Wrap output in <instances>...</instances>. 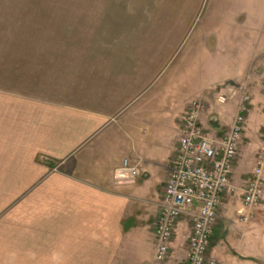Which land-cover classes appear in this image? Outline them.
<instances>
[{
	"label": "crops",
	"instance_id": "crops-1",
	"mask_svg": "<svg viewBox=\"0 0 264 264\" xmlns=\"http://www.w3.org/2000/svg\"><path fill=\"white\" fill-rule=\"evenodd\" d=\"M136 6L119 11H143ZM151 11L163 14L59 27L55 102L38 104L43 114L34 121L27 117L31 98L8 96L9 104L20 100V115L9 109L1 127L0 172L26 171L28 163L34 171L29 183L16 185L10 213L30 227V250L57 251L59 264H152L157 204L189 103L204 102L202 125L215 115L221 130L240 101L236 92L218 104L228 89L244 87L259 107L264 51L255 48L264 0H166ZM251 128L247 117L232 191L208 240L215 264H264V193L256 209L242 211L256 159ZM124 160L139 176L116 187L113 172ZM183 223L171 241V264L187 262L190 228L183 234Z\"/></svg>",
	"mask_w": 264,
	"mask_h": 264
},
{
	"label": "rangeland",
	"instance_id": "rangeland-1",
	"mask_svg": "<svg viewBox=\"0 0 264 264\" xmlns=\"http://www.w3.org/2000/svg\"><path fill=\"white\" fill-rule=\"evenodd\" d=\"M163 3H166V0H0V132L9 117V109L12 116L20 115V108L16 106L20 100L15 98L10 100L9 104L8 96L26 95L31 98V103L28 102L33 107L27 109V117L33 116V121L34 117L43 114L38 104L55 102L59 27H74L75 21L86 19H130L134 18L135 14H138L136 19H153L155 15L163 14L151 11L153 4ZM129 5H139L136 8L143 11H119L121 7L126 9ZM86 9L92 10L84 11ZM256 38L262 40V45L257 44L255 48L256 54L259 55L264 51V27L256 28ZM261 82L262 88L257 93L259 107L253 106L254 96L245 90L250 99L245 122L247 123V117L251 120L249 139L256 149L255 158H263L264 180V83L262 80ZM238 94L240 97V92ZM22 167L27 170L10 174L7 171L0 172V264H59L57 251L30 250L33 245L29 243L30 238L25 236L30 232V227L25 226V221L14 219V214L10 213L15 207L13 196L16 185L29 183L34 172L30 169V163ZM180 220L184 222L183 234L190 228V218L181 216L172 240ZM25 239L29 245L25 244ZM48 244L47 247H53L51 243ZM171 259L169 249V260L172 261Z\"/></svg>",
	"mask_w": 264,
	"mask_h": 264
},
{
	"label": "built area",
	"instance_id": "built-area-1",
	"mask_svg": "<svg viewBox=\"0 0 264 264\" xmlns=\"http://www.w3.org/2000/svg\"><path fill=\"white\" fill-rule=\"evenodd\" d=\"M261 80L264 83V58ZM235 92H240L237 113L220 133L202 125L201 117L206 106L201 100L190 102L182 117L177 147L153 224L155 249L152 264H171L169 249L181 216H188L191 221L186 264H215L207 256L208 240L223 197L232 191L229 179L245 131V115L250 101L244 87L228 89L216 99L218 104H225ZM262 165L263 158L258 156L242 193V211L256 209L263 199ZM138 176V169L130 167L124 160L113 172V184L116 187L129 186ZM242 211L239 212L241 220L247 222L249 215H243Z\"/></svg>",
	"mask_w": 264,
	"mask_h": 264
},
{
	"label": "water",
	"instance_id": "water-1",
	"mask_svg": "<svg viewBox=\"0 0 264 264\" xmlns=\"http://www.w3.org/2000/svg\"><path fill=\"white\" fill-rule=\"evenodd\" d=\"M207 125H208V127H209L211 130H213V131H215V132H217V133H220V132H221V127H220V125H219V123H218L217 118H216L215 115H211V116L208 118V120H207Z\"/></svg>",
	"mask_w": 264,
	"mask_h": 264
}]
</instances>
